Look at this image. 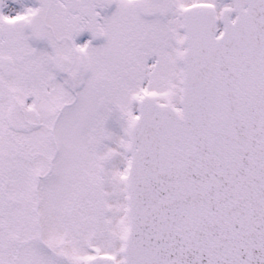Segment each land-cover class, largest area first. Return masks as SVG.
<instances>
[{"label":"snow or ice","instance_id":"obj_1","mask_svg":"<svg viewBox=\"0 0 264 264\" xmlns=\"http://www.w3.org/2000/svg\"><path fill=\"white\" fill-rule=\"evenodd\" d=\"M5 6L0 264H264V0Z\"/></svg>","mask_w":264,"mask_h":264}]
</instances>
